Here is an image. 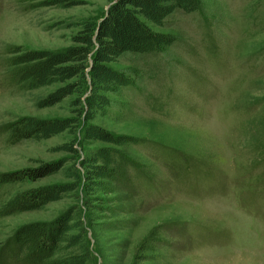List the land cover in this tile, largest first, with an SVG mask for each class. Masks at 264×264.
Wrapping results in <instances>:
<instances>
[{
    "label": "rangeland",
    "instance_id": "rangeland-1",
    "mask_svg": "<svg viewBox=\"0 0 264 264\" xmlns=\"http://www.w3.org/2000/svg\"><path fill=\"white\" fill-rule=\"evenodd\" d=\"M47 1L0 0V125L24 115L71 116L73 109L74 95L37 105L60 83H7L8 47L73 45L79 23L100 20L114 0ZM146 23L175 41L108 63L130 83L107 93L108 106L90 121L138 139L118 147L133 163L129 183L0 215V243L77 204L89 249L84 264H264V0H200L192 12L176 9L161 25ZM70 141L80 155L110 146L84 140L79 130L13 144L0 133V173L70 157L56 150ZM65 181L56 173L0 184V209L24 190Z\"/></svg>",
    "mask_w": 264,
    "mask_h": 264
},
{
    "label": "trees",
    "instance_id": "trees-1",
    "mask_svg": "<svg viewBox=\"0 0 264 264\" xmlns=\"http://www.w3.org/2000/svg\"><path fill=\"white\" fill-rule=\"evenodd\" d=\"M47 5L71 6L67 0L47 1ZM200 0H114L100 20L79 23L72 36L73 45L63 49H33L11 45L5 61L6 82L33 89L54 83L61 85L37 101L39 107H49L74 95L72 115L41 118L24 115L0 125L8 143L23 139L42 140L51 136L81 131L86 141L99 140L110 144L79 154V144L64 142L56 150L70 157L39 162L0 173V184L25 178L36 180L60 173L68 181L54 182L24 190L10 198L0 209V215L40 209L48 202L63 198L70 192L87 195L93 190H109L111 184L127 185L132 160L118 147L136 143V137L114 134L90 121L109 104L107 93L130 83L128 77L108 63L123 52H156L171 45L175 37L152 30L146 21L161 25L176 9L192 12ZM79 167L77 166V164ZM131 178V177H130ZM85 239V224L81 207L69 206L49 221H34L20 226L14 234L0 243V264H84L89 258ZM76 247L79 253L61 257L55 254Z\"/></svg>",
    "mask_w": 264,
    "mask_h": 264
}]
</instances>
